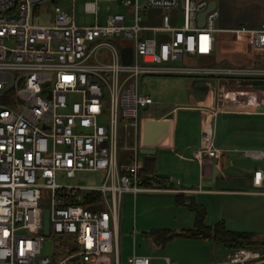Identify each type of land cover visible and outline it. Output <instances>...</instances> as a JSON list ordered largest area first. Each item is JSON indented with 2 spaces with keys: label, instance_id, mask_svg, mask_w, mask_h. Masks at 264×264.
<instances>
[{
  "label": "built area",
  "instance_id": "built-area-1",
  "mask_svg": "<svg viewBox=\"0 0 264 264\" xmlns=\"http://www.w3.org/2000/svg\"><path fill=\"white\" fill-rule=\"evenodd\" d=\"M43 1L0 0V264H73L72 258L79 264H120L115 240L122 192L162 189L143 186L137 161L141 123L154 103L139 76L213 77L219 101L214 114L251 112L264 104V88L254 84L264 81V65L197 61L215 46L217 9L197 23L209 0H121L129 7V23L126 14L116 12L103 24L95 17L87 25L76 24L73 14L56 4L50 22H32ZM95 3L87 2L86 9L94 11ZM178 6L181 25L170 23L167 14L159 25L139 23L147 7ZM237 31L246 33L250 45L264 47V21ZM122 46L131 47L128 63L121 59ZM129 147L133 154L119 163V148ZM219 150L213 123L204 124L193 158L202 167ZM227 150L262 161L250 167L251 184L264 192V150ZM96 170L102 174L98 184L57 181L58 175ZM95 193L99 197L91 203L100 208L83 202ZM44 208L48 234L72 237L75 252L59 259L41 255ZM126 262L150 264V257L133 254ZM199 264H264V249L238 246Z\"/></svg>",
  "mask_w": 264,
  "mask_h": 264
},
{
  "label": "rangeland",
  "instance_id": "rangeland-1",
  "mask_svg": "<svg viewBox=\"0 0 264 264\" xmlns=\"http://www.w3.org/2000/svg\"><path fill=\"white\" fill-rule=\"evenodd\" d=\"M90 1H96L94 11L86 9V3ZM54 4L73 14L74 21L78 25L92 24L95 22V17L98 23L103 24L109 13L116 12L126 14V22H130L129 7L123 5L121 0H55L54 2L46 0L36 6L31 21L50 22ZM163 14L168 15L170 23L182 24L183 13L179 6L167 9L147 7L139 23L159 25L162 23ZM231 34L238 37L244 36L243 33L237 31ZM197 61L206 62L208 60L198 59ZM181 62L178 60L176 63ZM192 77L196 76L179 73H143L139 76V83L143 91L153 96L156 102L154 109L160 108V111H163L174 104L190 102L189 93L192 88H189L185 82ZM254 109L256 111L219 112L213 121L214 143L229 150L233 148L264 150V114L260 112L264 111V105L257 104ZM176 114L179 131L188 122V117L182 109H179ZM192 117L191 122L195 125L198 124L197 118ZM122 130V124L119 123L118 144L120 145L123 142ZM129 152L130 147L127 149L119 148V163L122 162L120 155H126ZM235 154V152L230 151L228 157ZM138 156L141 161L145 160L142 152H138ZM146 161L157 169L154 173L163 172L167 173L169 177L172 176V155L169 152L157 151L155 161L150 157ZM225 169L246 172L250 168L232 165L228 160ZM165 179L158 178L156 179L158 182L155 183L161 185ZM101 180L102 174L97 170L79 171L73 177L57 176V181L65 184H98ZM188 200H192L204 209L203 219L206 224L211 225L216 220L224 218L228 228L252 232L254 235L257 234L258 239L264 241V197L258 200L252 199L250 202L243 197L205 194L198 197L193 195L186 201ZM175 202L176 205H174ZM118 209L120 264H128L126 259L130 255L152 254L154 250H161V243L165 240L160 237L163 228L172 229V222H175V219L187 222L189 218L195 219L196 215L194 208L187 203L178 202L176 196H172V192L152 191L137 193L134 196L132 193L124 191L120 196ZM174 231L179 232V230ZM165 246V249L157 255L162 257L172 252V242L166 243ZM212 246L224 253V247L217 244L214 239L206 237L182 239L176 247L179 254L184 256L183 258H188V261H191L186 262L187 264H199L207 263L205 260L214 255L212 254L214 249ZM75 247L76 243L70 236L45 234L41 255L53 257L58 252H68ZM253 247L262 250L264 244L259 243ZM208 262H214V260Z\"/></svg>",
  "mask_w": 264,
  "mask_h": 264
},
{
  "label": "crops",
  "instance_id": "crops-1",
  "mask_svg": "<svg viewBox=\"0 0 264 264\" xmlns=\"http://www.w3.org/2000/svg\"><path fill=\"white\" fill-rule=\"evenodd\" d=\"M218 15L215 19V46L214 51L207 57V60L211 63L220 65H264V47H254L247 42L246 33L243 31H237L238 28H255L264 21V0H215ZM175 25V24H174ZM237 31L243 33L241 37L234 36L231 33ZM259 82H262L261 84ZM192 91L189 93L188 103L174 104L171 107L160 111V108L154 109L155 100L151 106L149 115L147 117L152 118H165L169 120V125L166 133L160 138L155 150L152 153H143L145 160H140L138 152L141 146L142 135V123L140 128V141L138 144L136 156L139 164V170L142 176L143 186L157 187L162 189L142 190L137 193L144 192H172V196L176 193H183L186 196L196 195L197 197L205 194L214 195H230L236 197H243L250 202L252 199H261L264 197V192L256 191L251 184V168L246 172L238 170H226L227 161L235 155L228 157L227 149H224L220 145L215 146L219 148L220 153L210 158L202 167L198 161L193 158V151L199 145L201 128L204 124L213 123L216 113L215 108L218 106L217 95V83L213 77H192L189 81L185 82ZM254 84L264 88V81L255 80ZM261 104V103H260ZM264 105V104H262ZM257 105H255L256 107ZM254 107V108H255ZM182 109L188 117V122L178 131L177 111ZM255 110V109H254ZM252 110V111H254ZM256 111V110H255ZM157 112V114H154ZM264 114V111H260ZM196 117L198 124L191 122L193 117ZM192 118V119H191ZM157 151H166L172 155V178L166 177L161 185L156 184L158 182L154 176L156 168L146 163L150 157L155 161ZM133 154L130 152L126 155H120L121 161H125L129 156ZM155 155V156H154ZM237 166V165H236ZM241 167V166H240ZM244 168V167H243ZM164 178V177H162ZM165 188V189H163ZM136 193V194H137ZM136 194H133L134 196ZM176 196V195H175ZM176 205V202L174 203ZM177 207L175 206V209ZM223 220L226 224L224 218ZM216 220V221H218ZM215 221V222H216ZM194 222L193 218H189L187 222L177 221L172 222V231H181L184 228L192 226ZM169 228V227H167ZM119 209L117 217V231H116V245L118 256L120 258L119 248ZM183 235H173L165 239L161 243V250H154L152 254H144L150 257V264H166V257L170 264H187L188 258H183L177 250V245L182 239H190ZM254 239H258L257 234L253 236ZM199 239V238H193ZM210 239V238H209ZM212 239V238H211ZM217 244L224 247V253L228 251L223 244L214 240ZM172 242V252L166 256H159V252L165 249L166 243ZM214 247V246H212ZM221 250L214 247L212 254L205 261L219 260L224 255ZM189 255V254H186ZM120 260V259H119ZM187 260V261H186ZM202 261V260H201Z\"/></svg>",
  "mask_w": 264,
  "mask_h": 264
},
{
  "label": "trees",
  "instance_id": "trees-1",
  "mask_svg": "<svg viewBox=\"0 0 264 264\" xmlns=\"http://www.w3.org/2000/svg\"><path fill=\"white\" fill-rule=\"evenodd\" d=\"M154 178H162L158 176H154ZM143 180V179H142ZM143 183V181H142ZM176 200L180 203H187L189 206L195 209L196 215L192 226L188 228H184L179 232L172 231L168 228H163L164 230L160 232V237L163 239H167L175 234L183 235L187 237H206L212 238L217 242L223 244L227 249L236 248L238 246H248L253 247L259 243L264 244V241L256 240L253 238V233L249 231H238L234 229H230L226 226L223 220H218L214 224H206L203 219L204 209L199 207L194 203L192 200H187V198H191V196L183 195V193H176ZM99 194L95 193L94 196L92 194H88L84 196L83 202L87 205H91V200L94 198H98ZM61 236H68V235H61ZM76 247L68 252H58L54 254V259H59L67 254L75 252ZM75 258H72L73 264H79L78 262L74 261Z\"/></svg>",
  "mask_w": 264,
  "mask_h": 264
},
{
  "label": "water",
  "instance_id": "water-1",
  "mask_svg": "<svg viewBox=\"0 0 264 264\" xmlns=\"http://www.w3.org/2000/svg\"><path fill=\"white\" fill-rule=\"evenodd\" d=\"M216 1L209 0L206 7L198 13L197 23L203 24L205 13L215 8ZM131 47L130 46H122L121 47V59L123 62L128 63L131 61ZM169 125V120L165 118H152L147 117L142 121V135H141V146L139 148L140 152L143 153H152L155 150V146L157 145L160 138L166 133ZM232 163L237 166H241L244 168H250L253 164L261 165V160H252L247 157L235 156L231 159ZM158 177H168L167 173H156ZM90 208H100L101 204H91ZM49 210L48 208L43 209V233H49V219H48Z\"/></svg>",
  "mask_w": 264,
  "mask_h": 264
}]
</instances>
